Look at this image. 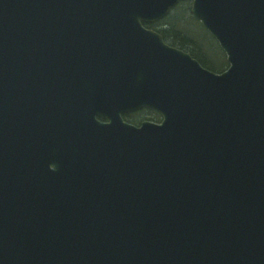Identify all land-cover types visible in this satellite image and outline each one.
Listing matches in <instances>:
<instances>
[{"label": "water", "instance_id": "1", "mask_svg": "<svg viewBox=\"0 0 264 264\" xmlns=\"http://www.w3.org/2000/svg\"><path fill=\"white\" fill-rule=\"evenodd\" d=\"M179 1L0 0V264H264V0H190L221 72Z\"/></svg>", "mask_w": 264, "mask_h": 264}, {"label": "trees", "instance_id": "2", "mask_svg": "<svg viewBox=\"0 0 264 264\" xmlns=\"http://www.w3.org/2000/svg\"><path fill=\"white\" fill-rule=\"evenodd\" d=\"M190 20L191 22L197 21L190 13V1H181L175 6L167 17L156 23L146 24L147 27L153 28L161 33L164 39L172 45H178L182 49L187 50L193 57H195L204 67L213 71H222L227 66L225 55L214 40V38L203 28V31L207 33L214 41L217 50L220 51L224 65L220 68H215L210 62L206 60L197 41L192 37L186 35L180 28V23ZM201 25V24H200ZM202 26V25H201Z\"/></svg>", "mask_w": 264, "mask_h": 264}, {"label": "rangeland", "instance_id": "3", "mask_svg": "<svg viewBox=\"0 0 264 264\" xmlns=\"http://www.w3.org/2000/svg\"><path fill=\"white\" fill-rule=\"evenodd\" d=\"M180 28L186 35L192 36L197 41L202 51V55H204L206 60L210 62L215 68H220L224 65L220 51L217 50L214 41L207 33L203 31V28L199 23L188 20L180 23ZM177 47L181 48L178 45ZM142 116H144L146 119L157 118V115L151 111L143 113Z\"/></svg>", "mask_w": 264, "mask_h": 264}, {"label": "flooded vegetation", "instance_id": "4", "mask_svg": "<svg viewBox=\"0 0 264 264\" xmlns=\"http://www.w3.org/2000/svg\"><path fill=\"white\" fill-rule=\"evenodd\" d=\"M174 46H177V45H174ZM145 112H147V109H141V110H137L135 112L124 113V114H122V119L124 121L129 122V123L134 124V125H140L144 120H152L154 122H159L160 121L159 117H157L155 119H151V118H147L146 119L144 116H142V114L145 113ZM97 118L100 121H103V122L108 121V119L103 117V116H98ZM51 168L53 169V165H51Z\"/></svg>", "mask_w": 264, "mask_h": 264}]
</instances>
